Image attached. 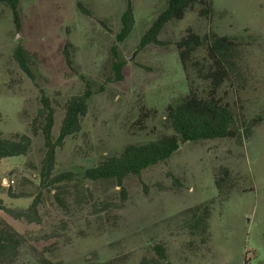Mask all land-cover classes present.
I'll return each mask as SVG.
<instances>
[{
    "label": "rangeland",
    "instance_id": "obj_1",
    "mask_svg": "<svg viewBox=\"0 0 264 264\" xmlns=\"http://www.w3.org/2000/svg\"><path fill=\"white\" fill-rule=\"evenodd\" d=\"M165 1L133 0L135 28L124 43L116 36L126 0H23L20 29L10 10L0 6V134L29 133L40 91L63 106L87 82L93 95L82 130L58 151L54 173L80 172L128 144L152 140V131H162L165 109L188 92L175 49L188 30L241 39L235 70L245 82L233 75L223 90L247 120L262 122L243 146L228 140L183 143L166 163L124 182L128 199L120 209L123 196L114 181L78 185L79 197L73 185L44 183L39 174L43 139L35 137L27 156L0 161L2 205L26 210L39 201L40 223L0 210V222L26 239L17 264H139L152 255L155 243L166 246L172 264H264V0H212L211 19L188 13L162 31L168 46L139 52ZM77 3L91 15H83ZM18 46L36 55L35 81L13 59ZM65 46L71 64L63 55ZM118 62L124 64L120 81ZM62 118L57 108L55 137ZM221 166L232 175L224 199L214 182ZM174 178L182 188L174 186ZM211 201L210 242L199 246L188 212ZM102 203L110 209L100 211Z\"/></svg>",
    "mask_w": 264,
    "mask_h": 264
},
{
    "label": "trees",
    "instance_id": "obj_2",
    "mask_svg": "<svg viewBox=\"0 0 264 264\" xmlns=\"http://www.w3.org/2000/svg\"><path fill=\"white\" fill-rule=\"evenodd\" d=\"M23 0H0V6L10 10L14 25L21 28V3ZM79 11L86 16L87 12L80 3ZM188 13H195L203 20H209L215 14L212 0H166L163 11L158 15L147 32L142 36L138 51H143L150 45L166 47L168 42L161 40L164 28L173 22L183 21ZM121 29L116 36L117 43H124L135 28V14L133 0H126V8L121 15ZM239 37L219 36L215 32H208L201 36L188 30L175 43L182 71L186 76L188 92L175 105L165 109L162 116V131L151 132L152 140L126 145L119 153L99 159L94 165L83 168L80 172L54 173L57 154L69 137H73L82 130V121L88 113V103L93 95L89 83H85L84 90L78 95L71 96L63 106L40 91L39 108L30 123L29 133L12 134L8 137L0 134V161L27 156L33 147V139L41 136L44 145V157L41 162L40 178L51 188L73 185L79 197L81 192L78 185L85 183H99L114 181L121 188L123 207L128 199L124 182L131 178H139L142 173L154 166L169 161L180 149L182 143H199L215 140L233 141L243 146L248 141L261 119L247 120L224 92V85L231 83L233 75L239 82H245L242 74L235 70V62L240 47ZM250 45V44H248ZM69 46H65L63 55L71 64ZM116 49V48H115ZM36 55L18 46L13 52V59L20 70L29 79L35 81L33 70ZM116 79H123L124 64L117 63ZM57 108H62L63 118L54 136ZM156 118V111H148ZM145 131L148 128L142 127ZM232 179L227 167H219L214 172V182L219 197L228 195L225 188ZM174 186L182 188L178 178H174ZM13 195V194H12ZM15 195V194H14ZM87 195H91L90 192ZM15 195L12 197H24ZM58 202L65 207L64 201L58 197ZM38 200H34L26 210L9 209L2 205L0 210L16 220H23L29 224L40 223L38 214ZM214 201L197 206L189 210L190 224L196 231L199 246L210 242L209 220L212 215ZM102 203L100 211L109 210V206ZM26 239L9 224L0 222V264H17L21 248ZM152 255L144 256L139 264H172L170 255L163 243L151 246ZM40 264H54L48 260ZM106 264H113L112 262Z\"/></svg>",
    "mask_w": 264,
    "mask_h": 264
},
{
    "label": "water",
    "instance_id": "obj_3",
    "mask_svg": "<svg viewBox=\"0 0 264 264\" xmlns=\"http://www.w3.org/2000/svg\"><path fill=\"white\" fill-rule=\"evenodd\" d=\"M131 59H132V58H130L129 60H131ZM182 144H183V143H182ZM182 144H181V145H182Z\"/></svg>",
    "mask_w": 264,
    "mask_h": 264
}]
</instances>
